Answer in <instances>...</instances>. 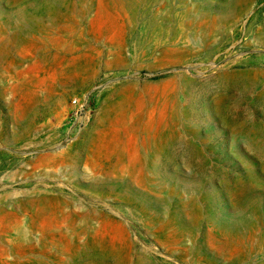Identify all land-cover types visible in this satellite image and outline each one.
<instances>
[{
  "label": "rangeland",
  "instance_id": "obj_1",
  "mask_svg": "<svg viewBox=\"0 0 264 264\" xmlns=\"http://www.w3.org/2000/svg\"><path fill=\"white\" fill-rule=\"evenodd\" d=\"M0 264H264V0H0Z\"/></svg>",
  "mask_w": 264,
  "mask_h": 264
},
{
  "label": "built area",
  "instance_id": "obj_2",
  "mask_svg": "<svg viewBox=\"0 0 264 264\" xmlns=\"http://www.w3.org/2000/svg\"><path fill=\"white\" fill-rule=\"evenodd\" d=\"M72 104L75 107V113L73 115V126H75L78 129H81L83 126V123L87 118L90 117V108L88 105V102L86 100L79 101V100H72Z\"/></svg>",
  "mask_w": 264,
  "mask_h": 264
},
{
  "label": "bare ground",
  "instance_id": "obj_3",
  "mask_svg": "<svg viewBox=\"0 0 264 264\" xmlns=\"http://www.w3.org/2000/svg\"><path fill=\"white\" fill-rule=\"evenodd\" d=\"M181 74V73H180ZM178 76V75H177Z\"/></svg>",
  "mask_w": 264,
  "mask_h": 264
}]
</instances>
